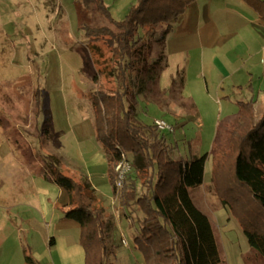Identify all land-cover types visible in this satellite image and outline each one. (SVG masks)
Returning a JSON list of instances; mask_svg holds the SVG:
<instances>
[{"label":"rangeland","instance_id":"obj_1","mask_svg":"<svg viewBox=\"0 0 264 264\" xmlns=\"http://www.w3.org/2000/svg\"><path fill=\"white\" fill-rule=\"evenodd\" d=\"M136 1L103 0L114 20L123 19ZM199 3L201 15L187 10L172 23L174 30L167 36L166 24L153 31L138 30L142 56L127 73L126 102L133 105L134 120L139 123L150 124L156 118L167 121L172 130L164 133L174 158L208 154L203 182L190 194L210 219L218 264H264L231 209L215 196L210 179L212 152L223 147L227 126L237 114L236 105L226 100L238 97L230 92L231 78L225 79L223 89L216 84L223 72L232 69L233 57H245L253 37L247 22L236 21L235 14L249 18L254 11L243 0ZM82 23L107 25L78 0H0V245L11 249L6 255L11 256V264L21 262L15 256L17 232L31 256L45 251L54 235L79 242L78 225L65 227L60 217L59 187L46 166L51 158L65 175L78 179L82 174L94 189L111 224L108 241L114 252L108 262L142 264L133 246L138 231L135 215H123L118 195L112 192L107 156L96 137L88 99L94 75L105 88L115 89L114 61L101 40L85 37ZM252 97L256 118L264 98L262 93ZM250 204L255 209L245 214L263 229L264 211ZM72 263L84 264L82 259ZM40 264H47L45 255Z\"/></svg>","mask_w":264,"mask_h":264},{"label":"trees","instance_id":"obj_2","mask_svg":"<svg viewBox=\"0 0 264 264\" xmlns=\"http://www.w3.org/2000/svg\"><path fill=\"white\" fill-rule=\"evenodd\" d=\"M78 1L107 22L80 26L89 41L101 40L110 48L114 61L115 89L105 88L94 75L88 99L95 134L107 156L112 192L118 195L123 215H135L134 250L141 254L142 264H218L210 220L190 194L191 188L203 182L208 154L174 158L165 131L134 120V107L126 102L127 73L138 66L142 56L138 30L153 31L163 24L169 28L194 0H137L121 20L111 17L103 0ZM243 1L264 22V0ZM254 103L253 97L235 101L237 114L227 126L223 147L211 155L210 179L215 196L231 209L249 246L264 258V228L245 214L255 209L251 202L264 211V107L255 118ZM122 154L129 168L117 187L115 166ZM46 166L51 180L67 193L62 213L78 224L84 264H110L108 257L114 252L108 241L111 224L91 184L82 174L78 179L65 175L52 158ZM25 262L33 264V259L26 256Z\"/></svg>","mask_w":264,"mask_h":264},{"label":"crops","instance_id":"obj_3","mask_svg":"<svg viewBox=\"0 0 264 264\" xmlns=\"http://www.w3.org/2000/svg\"><path fill=\"white\" fill-rule=\"evenodd\" d=\"M200 8H201V4L199 3V0H194L189 5V7H187L185 12L187 10H191V11H196L197 15H201ZM250 13L251 14L249 18L247 17L245 18L243 14L242 15L238 14L239 17L237 16V14H235L236 18H234L236 21L238 20L240 21V19L242 20L244 19V21H246L248 24L246 27L248 33L253 36L252 39L248 41L245 57H238V55L236 57H233V59H231L230 61V65L233 66L232 69L230 71L227 69L225 72H223V75H221V79H219L216 84L218 89H223L225 88L224 87L225 79L231 78L229 84L230 92L232 94H236L238 97L234 100H231L230 97H226V100L231 101L234 105H235V101L248 100L254 94H260L264 91V22L261 23L262 21L258 19L257 14H252L255 13V11ZM173 30L174 29L171 24V27H169V29L167 30L166 36L168 35L169 32ZM144 34H147V32H145ZM241 42L244 45V42L243 41ZM241 56H243V53L241 54ZM243 98H247V99H243ZM225 128L226 126L223 127L224 131ZM218 135L219 133L216 132L214 136V142L217 139ZM66 202H67V193L61 187H59L57 194V208H60L61 210L62 206ZM60 217H63V213L62 216ZM63 219L65 221V227L68 226L73 227V225L76 226L78 225L73 220L64 217ZM19 235H20L19 232H17L14 235V239L16 243L15 252L18 253L16 254L13 251V254L15 253V256L17 255V259L18 258L19 260L21 259L20 264H27L25 262L26 256H30L33 259V264H40L43 255H45L46 257L47 264H57V259L58 261L61 262L59 264H73L72 261H76V260L78 261L79 259H82L84 262V252L81 245L77 241L68 242L66 239L67 238L66 235L58 234V235H54V237H50L49 240L51 239L52 243H49L48 241L49 247L45 251L41 253L39 252L35 253L32 256L29 254V249L23 247V243L21 242ZM0 247H1L0 255L3 258L2 264H11L12 261L11 256L10 259H8L9 256H7L6 258V255L11 254L10 252L11 249L7 250L6 248H3V246L1 245Z\"/></svg>","mask_w":264,"mask_h":264},{"label":"built area","instance_id":"obj_4","mask_svg":"<svg viewBox=\"0 0 264 264\" xmlns=\"http://www.w3.org/2000/svg\"><path fill=\"white\" fill-rule=\"evenodd\" d=\"M152 123H153L154 127L160 132H164L166 130H172V127L167 123V121H165L162 118L153 119ZM128 168H129V164L127 163V161L125 160V157L123 155L121 161H119L115 166V170L118 171V179L116 182L117 187L121 186V180L123 177V173L126 170H128ZM122 242L125 243L124 240H122Z\"/></svg>","mask_w":264,"mask_h":264}]
</instances>
